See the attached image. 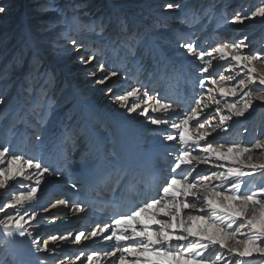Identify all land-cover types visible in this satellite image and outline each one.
<instances>
[{
  "label": "snow or ice",
  "instance_id": "6c2138e0",
  "mask_svg": "<svg viewBox=\"0 0 264 264\" xmlns=\"http://www.w3.org/2000/svg\"><path fill=\"white\" fill-rule=\"evenodd\" d=\"M82 7L41 6L57 18L28 30L0 71V121L13 135L23 125L22 143L31 145L0 138V264H264V116L250 139L226 138L233 124L264 111V40L201 39L217 0H158L142 22L123 14L85 21ZM8 9L0 0V16ZM254 20L264 22V0L218 23ZM51 30L45 49L39 37ZM70 53L114 107L105 111L78 89L53 95L56 70L46 58ZM25 64L10 97V71ZM76 162L86 187L108 200V218L45 238L42 213L84 216L95 206L61 196L41 203L49 181ZM95 240L107 247L61 256L62 245Z\"/></svg>",
  "mask_w": 264,
  "mask_h": 264
},
{
  "label": "rangeland",
  "instance_id": "374dc122",
  "mask_svg": "<svg viewBox=\"0 0 264 264\" xmlns=\"http://www.w3.org/2000/svg\"><path fill=\"white\" fill-rule=\"evenodd\" d=\"M4 2L9 5V9L6 14L0 16V71H3L4 68L13 61V58L17 57L22 51L26 32L28 30L36 33L38 28L45 26L58 16V13L52 10L40 11L41 6L48 4L49 0H4ZM54 2L58 7H66L69 4L83 5L79 11L83 15L85 21L95 19L101 15L104 17H115L118 14H123L130 22H142V17L149 16L151 13L149 6L156 4L158 0H54ZM188 2L193 5H198L201 0H188ZM217 3L218 10L216 12V18L212 20L211 24H206L205 30L199 34L201 39L211 40L214 33H219L224 36L246 34L253 41V47H257L260 42L264 40V22L260 20L247 21L244 25L218 23L225 14H230L241 7L254 5L258 3V0H217ZM69 15H71L70 11ZM55 35L56 30L42 32L40 34L39 38L45 49L49 47L47 42L53 40ZM46 63L50 64L56 70V83L52 90L54 96L60 97L62 92L66 94L73 89H78L101 109L107 111L109 107H114V105H111L110 99L98 90V86H96L97 90H94L90 80L86 79L84 75L78 71L79 66L74 62V54L70 53L60 60L49 56L46 58ZM26 67L27 65L25 64L14 67L10 71L9 79L6 81L7 84L11 85L8 89V95L10 97L17 96L20 91V85L23 84L22 77ZM257 67L259 68L260 65H257ZM79 80H81L80 85H78ZM261 116H264V111L257 108V111L253 113L247 121L242 120L233 124L226 138L241 141L250 139V133ZM245 127L249 128V133L244 132ZM14 131L15 135H13V131H10L9 120L0 121V138L10 139L13 146L25 147L26 145L22 143L23 125L19 126ZM224 135L225 134L221 133L222 137ZM26 148L30 150L31 145L29 147L26 146ZM118 158L119 156L113 159L117 160ZM76 161H79V157L78 159L76 158ZM83 167L84 166L78 162L73 163L68 169L67 175L62 177L59 181H49L46 189L49 188V190L53 192L60 189L64 191L63 193H69V199L72 201L80 200V195H83L84 188L83 190L81 189L82 185L77 181L74 173L81 172ZM72 182H77L81 188L79 187L78 190L73 189L71 187ZM61 195V193H54L53 197ZM49 198V195H46L44 199H42L43 204H46ZM88 216L91 218L94 217ZM52 217L49 216V218L45 217L40 219L38 225L39 232L40 235L45 238L51 234L77 232L82 226L81 220L84 221L85 215L81 216V220L75 217L66 218V216L62 217L59 215L58 217L56 216L53 221ZM97 220L94 221L92 225L96 223ZM74 226L75 228L77 227V229H74ZM100 241L101 243L107 244V242ZM68 244L62 245L63 251L66 250L70 252L73 249L70 245L68 247ZM77 253L78 252L71 256L74 257ZM49 264H52L51 260Z\"/></svg>",
  "mask_w": 264,
  "mask_h": 264
},
{
  "label": "bare ground",
  "instance_id": "6f19581e",
  "mask_svg": "<svg viewBox=\"0 0 264 264\" xmlns=\"http://www.w3.org/2000/svg\"><path fill=\"white\" fill-rule=\"evenodd\" d=\"M67 62H68V60H67ZM80 82H81V80H79V84L78 85H80ZM26 146L29 147L30 145H26ZM78 157L79 156H77L76 158L78 159ZM117 160H119V158ZM74 175H75L77 181L80 183V185H82L81 186L82 188L80 186L79 187L82 190L84 188V190H83L84 193H83V195H80V200H84V199L87 198L91 203H93L95 205L93 207V209L88 214L85 215V217L83 219L84 221L81 220V216H75V215H73L68 209H53V210H50L49 213H42L41 216H40V219L41 218L43 219L45 217L46 218L47 217L49 218V216H51V217L52 216H55V217L57 216L58 217L59 215H61L62 217L63 216H66V218H73V217H75L76 219H80L81 220L82 226L80 227V230H86L89 226H92V223L94 221H96L97 218H98L97 222H100L102 220H106L108 218V214H109V211H108L109 210V202H108L107 199H104L102 197V191H101V198L98 199L96 197V193L93 192V191H90L86 187L85 180H84L83 176L80 175V172H78V173L75 172ZM63 192L64 191L63 190H60V189H58L56 192H53L52 190L50 191L49 188L46 189V195H49L50 198L53 197L54 193H58V194L61 193L62 194L61 197H67V198H69V193L66 194V192L65 193H63ZM44 197H42V199H44ZM42 199H41V203H43L42 202ZM88 215L94 216V217L91 218ZM74 229H77V227L75 228V226H74ZM69 245L73 249L70 252H67L66 250L63 251V253H61V256H63V255H72V254H75L76 252H79L81 250H84V251H91V250H94V249L95 250H100V249H102L104 247H107V244L101 243L100 240H95L94 242L93 241L86 242L84 244H81L79 246L80 248L77 245H73V244H70V243L67 246L69 247ZM104 245H106V246H104ZM13 246L14 245H9V247H13Z\"/></svg>",
  "mask_w": 264,
  "mask_h": 264
}]
</instances>
